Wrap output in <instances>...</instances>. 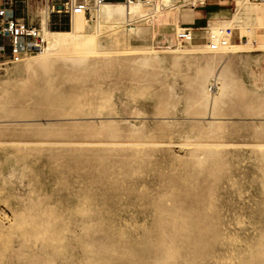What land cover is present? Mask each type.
Segmentation results:
<instances>
[{
    "label": "rangeland",
    "instance_id": "obj_1",
    "mask_svg": "<svg viewBox=\"0 0 264 264\" xmlns=\"http://www.w3.org/2000/svg\"><path fill=\"white\" fill-rule=\"evenodd\" d=\"M41 1L0 4L70 31ZM263 7L218 51L158 50L147 6L102 23L97 52L0 53V264H264Z\"/></svg>",
    "mask_w": 264,
    "mask_h": 264
},
{
    "label": "bare ground",
    "instance_id": "obj_2",
    "mask_svg": "<svg viewBox=\"0 0 264 264\" xmlns=\"http://www.w3.org/2000/svg\"><path fill=\"white\" fill-rule=\"evenodd\" d=\"M175 1V0H174ZM164 2L165 0H129L128 2H125L127 6L124 4L119 3V2H111L108 0L101 1L97 3L96 5H91V12L92 10H95V16L97 18V31L95 33H87L86 32V23L87 19L85 17L86 13L85 12H80V13H74L73 14V20H72V28L70 31H53L49 28L48 22H49V12H46V16L43 19L44 23V30L46 34V38L44 37L47 46L43 47V51L33 57L32 59L27 60V65H33L34 63H41L44 62L48 59L50 55H53L61 50L69 49V50H74L75 52H82L80 51L81 49L86 50V52H97L99 49L97 46L100 43L99 40V33L102 28V23L107 22V21H114L117 23L115 26V30H118V28L121 26V20L122 18H129V16L133 15H138L139 13H143L147 8V6H150L154 9V12L151 13L150 16H148L147 22L153 27V22L154 18L156 15H159L161 13H165L167 10L173 9L177 4L183 5V6H188L191 8H196L198 7V0H188L184 1L181 3H173L170 8L164 7ZM169 2V1H168ZM247 0H235V10H234V15L232 18L226 21H213L210 23L211 29L209 27V30L212 31V36H213V42L208 44H192V47H188L185 45V42H192L190 39L182 40L179 38V34L185 30V29H190V28H180L177 32V40L179 41L178 45L173 46V47H156L158 50H174V51H190V50H198V49H207V50H212L213 49V44L218 45L216 49L213 50H222L224 49L225 45H229L232 42V37H233V29L227 28L226 26L228 25H233L236 24V29L239 26H247L244 23H239V18L241 14L245 10V5H246ZM41 3L44 4V7L48 10V4L47 0L41 1ZM256 3V2H254ZM260 4L261 6H264L262 4L264 3H257ZM166 5V3H165ZM118 6V7H117ZM120 6V7H119ZM149 10V9H148ZM145 14V13H144ZM149 15V14H148ZM261 15H264V7L262 10ZM259 15V17L261 16ZM139 16V15H138ZM144 17V15H143ZM142 17V18H143ZM258 18V17H257ZM130 21V20H128ZM255 22V21H254ZM253 22V23H254ZM131 23H128L129 25ZM252 25V24H250ZM256 26L257 29H264L263 24H253ZM252 25V26H253ZM251 26V27H252ZM253 26V27H255ZM242 28V27H240ZM132 29V28H131ZM145 33H149L150 27H145L143 28ZM228 29L232 30V34L227 36L226 32ZM94 31V30H93ZM210 32V31H209ZM262 33V35H261ZM258 33L259 35L263 36L264 32ZM151 34V33H150ZM102 35V34H101ZM224 35V39L226 40L225 43L222 42V36ZM264 37V36H263ZM116 38V37H115ZM119 39V38H118ZM118 43V42H117ZM230 47V46H229ZM212 48V49H211ZM232 48V47H231ZM76 49H80L79 51H76ZM230 50V48H229ZM122 54L128 55V56H136V59L139 61L143 62H154L156 60H160L161 56L159 54L156 55H150V56H137V53L133 50H122ZM31 57V56H30ZM28 59V58H27ZM29 67V66H28ZM205 95L209 96V89H205ZM216 101L212 100L211 106H214Z\"/></svg>",
    "mask_w": 264,
    "mask_h": 264
},
{
    "label": "built area",
    "instance_id": "obj_3",
    "mask_svg": "<svg viewBox=\"0 0 264 264\" xmlns=\"http://www.w3.org/2000/svg\"><path fill=\"white\" fill-rule=\"evenodd\" d=\"M104 0H65L61 5L57 6L54 2L48 0L50 13L55 16L64 17L70 16L71 22L74 13L85 12L91 14V5ZM126 0L125 2H128ZM256 3H264V0H252ZM227 36L232 34V30L228 29ZM182 40L194 39L193 29H185L179 34ZM2 41V42H1ZM222 42L226 40L223 38ZM46 45L41 29L34 25L28 24L24 18L17 15L16 10L12 6H7L6 3L0 4V53H4L6 48H10L12 54V62L21 61L24 56L32 52L41 51ZM218 45L213 44V49ZM9 62V61H8ZM219 82L213 80L210 88L216 92L219 88Z\"/></svg>",
    "mask_w": 264,
    "mask_h": 264
},
{
    "label": "crops",
    "instance_id": "obj_4",
    "mask_svg": "<svg viewBox=\"0 0 264 264\" xmlns=\"http://www.w3.org/2000/svg\"><path fill=\"white\" fill-rule=\"evenodd\" d=\"M56 4V0H50ZM61 4L65 0H59ZM93 1V0H91ZM111 2H125L126 0H108ZM164 6L170 8L174 0H165ZM169 1V2H168ZM166 3V5H165ZM235 0H198V7L191 8L177 4L173 9L156 15L152 27V42L156 47H172L177 40V32L180 28L193 29L194 39L204 37L199 29L209 30L213 21H226L232 18L235 10ZM171 5V6H170ZM263 20L261 16L257 18ZM67 25L63 17L54 18L52 25ZM72 24V22H71ZM163 35V36H162Z\"/></svg>",
    "mask_w": 264,
    "mask_h": 264
}]
</instances>
